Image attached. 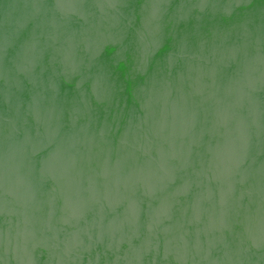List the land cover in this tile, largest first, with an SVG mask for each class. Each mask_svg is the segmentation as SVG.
<instances>
[{"label": "water", "instance_id": "obj_1", "mask_svg": "<svg viewBox=\"0 0 264 264\" xmlns=\"http://www.w3.org/2000/svg\"><path fill=\"white\" fill-rule=\"evenodd\" d=\"M0 264H264V0H0Z\"/></svg>", "mask_w": 264, "mask_h": 264}]
</instances>
